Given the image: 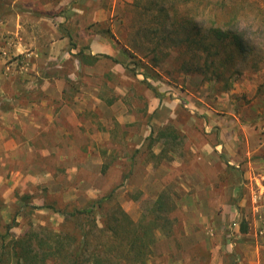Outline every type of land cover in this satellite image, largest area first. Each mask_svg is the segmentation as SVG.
<instances>
[{
	"label": "rangeland",
	"instance_id": "obj_1",
	"mask_svg": "<svg viewBox=\"0 0 264 264\" xmlns=\"http://www.w3.org/2000/svg\"><path fill=\"white\" fill-rule=\"evenodd\" d=\"M133 2L0 0V231L58 232L43 204L111 190L136 222L163 194L170 232L146 264H264V24L224 91L174 55L145 70Z\"/></svg>",
	"mask_w": 264,
	"mask_h": 264
},
{
	"label": "trees",
	"instance_id": "obj_2",
	"mask_svg": "<svg viewBox=\"0 0 264 264\" xmlns=\"http://www.w3.org/2000/svg\"><path fill=\"white\" fill-rule=\"evenodd\" d=\"M263 3L262 0H134L132 7L137 10L139 22L135 32L147 43L145 49L151 55V66L145 70L152 72V67L174 55L179 71L201 75L227 91L232 82L225 74L227 70L253 54L249 30L263 26ZM65 37L72 41L71 32L66 31ZM122 49L130 58L136 57L128 49ZM100 58L113 60L124 68L129 65L108 54L89 56L92 62ZM147 86L156 91L150 83ZM158 137L176 136L161 130ZM114 192L89 200L83 208L61 209L52 203L43 204L63 215L58 232L45 227L14 236L10 234L12 224L6 225L0 231V264H146L156 234L169 235L171 222L167 214L171 208L160 194L150 217L134 222L119 204L109 205Z\"/></svg>",
	"mask_w": 264,
	"mask_h": 264
},
{
	"label": "crops",
	"instance_id": "obj_3",
	"mask_svg": "<svg viewBox=\"0 0 264 264\" xmlns=\"http://www.w3.org/2000/svg\"><path fill=\"white\" fill-rule=\"evenodd\" d=\"M9 143V141H7V144Z\"/></svg>",
	"mask_w": 264,
	"mask_h": 264
}]
</instances>
